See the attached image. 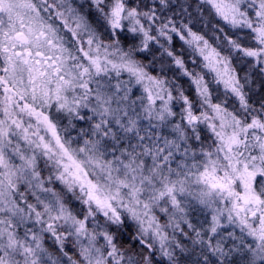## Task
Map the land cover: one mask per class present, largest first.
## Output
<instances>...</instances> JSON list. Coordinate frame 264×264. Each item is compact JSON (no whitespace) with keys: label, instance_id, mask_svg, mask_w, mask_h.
I'll use <instances>...</instances> for the list:
<instances>
[{"label":"snow or ice","instance_id":"snow-or-ice-1","mask_svg":"<svg viewBox=\"0 0 264 264\" xmlns=\"http://www.w3.org/2000/svg\"><path fill=\"white\" fill-rule=\"evenodd\" d=\"M0 264H264V0H0Z\"/></svg>","mask_w":264,"mask_h":264}]
</instances>
